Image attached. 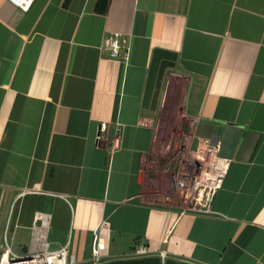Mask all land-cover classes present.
Listing matches in <instances>:
<instances>
[{"label":"crops","instance_id":"1","mask_svg":"<svg viewBox=\"0 0 264 264\" xmlns=\"http://www.w3.org/2000/svg\"><path fill=\"white\" fill-rule=\"evenodd\" d=\"M94 2L22 11L0 0V244L6 229L27 251L41 211L49 247L68 243L79 264L104 219V259L145 245L163 262L264 264V0H109L104 15ZM114 33L126 58L104 45ZM156 48L175 65L143 109ZM171 112L205 137L228 123L259 135L249 160H230L208 212L167 201L158 124Z\"/></svg>","mask_w":264,"mask_h":264},{"label":"built area","instance_id":"2","mask_svg":"<svg viewBox=\"0 0 264 264\" xmlns=\"http://www.w3.org/2000/svg\"><path fill=\"white\" fill-rule=\"evenodd\" d=\"M33 1L8 0L22 11H26ZM126 43L122 35L114 33L105 39L104 45L113 56L123 51L126 58ZM99 134L108 137L107 123L100 124ZM191 144L184 142L174 154L173 167L166 168V184L170 193L167 201L178 205L183 211L208 212L213 196L222 185L230 160L219 157V143H214L211 137L195 136V145ZM117 146L118 139L114 138L111 151ZM49 220L48 213L36 211L33 214L29 249L23 254L13 251L5 229L3 243L0 244V264H79L76 256L69 251L68 243L59 249H50L47 240ZM106 225L104 219L93 232L89 258L84 264H99L107 256ZM148 252L145 245H140L133 250L132 257L145 256Z\"/></svg>","mask_w":264,"mask_h":264},{"label":"water","instance_id":"3","mask_svg":"<svg viewBox=\"0 0 264 264\" xmlns=\"http://www.w3.org/2000/svg\"><path fill=\"white\" fill-rule=\"evenodd\" d=\"M175 60L176 53L159 48L154 49L142 98L143 109L154 110L156 108L165 71L174 67ZM211 139L214 143H219V157L227 160L236 158L240 161H247L255 149L259 135L228 123L222 127L220 133L212 135Z\"/></svg>","mask_w":264,"mask_h":264},{"label":"rangeland","instance_id":"4","mask_svg":"<svg viewBox=\"0 0 264 264\" xmlns=\"http://www.w3.org/2000/svg\"><path fill=\"white\" fill-rule=\"evenodd\" d=\"M167 103L168 101L165 103V106H163V109H169V105H166ZM171 114L172 112L170 114L167 113L164 116L163 121L159 122L158 124L159 134H161L162 138H164V142L166 143L164 156L167 157L168 161L163 159L161 162V165L164 169L173 167L174 154L184 142L192 143L195 135L205 136V134H207V131L203 130L202 126L196 130L193 128V119L186 118L184 114H176V117L173 118ZM166 133L167 136H163ZM112 245L114 244L112 243ZM11 247L15 253L23 254V250L16 244H12ZM53 248L54 246L51 245L50 249ZM124 252H126L124 253L125 255H121L120 258H127V256H129L128 251Z\"/></svg>","mask_w":264,"mask_h":264},{"label":"trees","instance_id":"5","mask_svg":"<svg viewBox=\"0 0 264 264\" xmlns=\"http://www.w3.org/2000/svg\"><path fill=\"white\" fill-rule=\"evenodd\" d=\"M70 0H63V6H68ZM109 0H95L93 5V12L99 15H104L108 9ZM99 264H188L177 262L174 260L165 259L162 262L158 255L148 254L140 257H127L116 259H103Z\"/></svg>","mask_w":264,"mask_h":264}]
</instances>
